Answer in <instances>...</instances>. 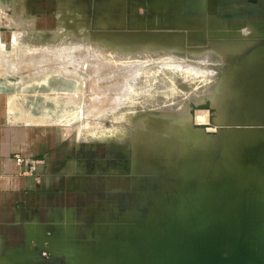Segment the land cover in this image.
Masks as SVG:
<instances>
[{"label": "rangeland", "instance_id": "1", "mask_svg": "<svg viewBox=\"0 0 264 264\" xmlns=\"http://www.w3.org/2000/svg\"><path fill=\"white\" fill-rule=\"evenodd\" d=\"M0 25L12 114L120 173L59 264H264V0H0Z\"/></svg>", "mask_w": 264, "mask_h": 264}, {"label": "crops", "instance_id": "2", "mask_svg": "<svg viewBox=\"0 0 264 264\" xmlns=\"http://www.w3.org/2000/svg\"><path fill=\"white\" fill-rule=\"evenodd\" d=\"M5 31L0 25V43ZM9 89L0 77V264H59L60 249L94 237V215L120 173L61 127L17 119Z\"/></svg>", "mask_w": 264, "mask_h": 264}, {"label": "bare ground", "instance_id": "3", "mask_svg": "<svg viewBox=\"0 0 264 264\" xmlns=\"http://www.w3.org/2000/svg\"><path fill=\"white\" fill-rule=\"evenodd\" d=\"M147 77H149V76L147 75ZM152 81H153V80H152ZM208 194H209V193H208ZM233 198H234V197H233ZM235 201H236V200H235ZM223 203H224V202H223ZM197 204H198V203H197ZM238 206H239V205H238ZM225 207H228V204H226ZM221 208H222V207H221ZM225 209H226V208H225ZM223 210H224V209H223ZM228 212H229V211H228ZM227 214H228V213H227ZM210 215H213V214H210ZM209 217H210V216H209ZM209 217H208V218H209ZM207 220H208V219H207ZM209 223H210V222H209ZM209 223H208V224H209ZM209 225H210V224H209ZM196 228H197V227H196ZM198 230H199V229H198ZM239 252H240V251H239ZM237 254H238V253H237ZM238 255H239V254H238ZM102 256H103V255H102ZM247 257H248V256H247ZM247 257H246V258H247ZM225 259H229V261H228V262H227V260L224 261V262H225L224 264H231V263H230L231 255H229V258H225ZM225 259H224V260H225ZM247 259H249V258H247ZM221 261H222V260H221ZM238 262H239V261H238ZM219 263H220V262H219ZM220 264H223V263H220Z\"/></svg>", "mask_w": 264, "mask_h": 264}, {"label": "built area", "instance_id": "4", "mask_svg": "<svg viewBox=\"0 0 264 264\" xmlns=\"http://www.w3.org/2000/svg\"><path fill=\"white\" fill-rule=\"evenodd\" d=\"M15 162H16V164H23L24 163V159L21 156L16 155L15 156Z\"/></svg>", "mask_w": 264, "mask_h": 264}]
</instances>
